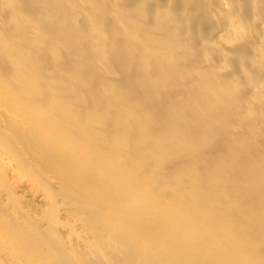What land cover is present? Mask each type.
Returning <instances> with one entry per match:
<instances>
[{
    "label": "bare ground",
    "instance_id": "1",
    "mask_svg": "<svg viewBox=\"0 0 264 264\" xmlns=\"http://www.w3.org/2000/svg\"><path fill=\"white\" fill-rule=\"evenodd\" d=\"M0 264H264V0H0Z\"/></svg>",
    "mask_w": 264,
    "mask_h": 264
}]
</instances>
